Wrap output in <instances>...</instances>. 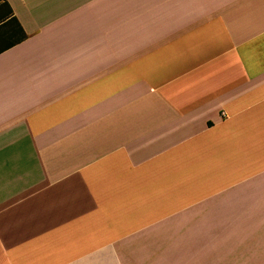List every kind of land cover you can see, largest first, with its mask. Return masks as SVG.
I'll return each instance as SVG.
<instances>
[{
  "label": "crops",
  "instance_id": "crops-1",
  "mask_svg": "<svg viewBox=\"0 0 264 264\" xmlns=\"http://www.w3.org/2000/svg\"><path fill=\"white\" fill-rule=\"evenodd\" d=\"M0 264H264V0H6Z\"/></svg>",
  "mask_w": 264,
  "mask_h": 264
},
{
  "label": "trees",
  "instance_id": "trees-1",
  "mask_svg": "<svg viewBox=\"0 0 264 264\" xmlns=\"http://www.w3.org/2000/svg\"><path fill=\"white\" fill-rule=\"evenodd\" d=\"M27 34L6 0H0V53L22 42Z\"/></svg>",
  "mask_w": 264,
  "mask_h": 264
}]
</instances>
